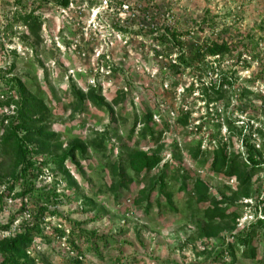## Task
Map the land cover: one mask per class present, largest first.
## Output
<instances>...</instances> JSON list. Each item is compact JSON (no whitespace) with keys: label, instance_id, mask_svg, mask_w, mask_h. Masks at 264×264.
<instances>
[{"label":"rangeland","instance_id":"rangeland-1","mask_svg":"<svg viewBox=\"0 0 264 264\" xmlns=\"http://www.w3.org/2000/svg\"><path fill=\"white\" fill-rule=\"evenodd\" d=\"M109 1L111 11L98 9L99 0H70L65 9L53 0H0V136L15 113V106L5 103L16 99L7 84L16 77L28 96L49 108L45 126L58 136L57 154L76 142L86 147L82 157L74 152L75 162L65 161L63 170L47 155L32 156L47 164L33 182L35 191L60 196L50 207L59 217L47 219L49 226L67 231L80 224V230L108 240L101 258L82 245L81 264H211L210 254L223 241L233 242L231 235L264 219V0ZM28 15L38 20V28L30 30L32 20L24 23ZM112 25L126 33L118 34ZM162 27L195 45L227 43L230 53L189 70L174 68L173 46L157 38ZM97 89L102 107L86 97ZM145 114L151 115L154 136L141 139ZM96 134H102L101 147H89ZM218 145L242 159L246 147L256 150L262 164L251 173L249 198H240L237 180L209 170ZM134 149L158 154L160 165L133 176L124 159ZM117 163L124 169L121 178L132 181L115 197ZM163 164L175 212L163 199L156 207L157 185L150 193ZM183 175L189 179L181 191ZM196 180L210 198L232 199L227 214H238L234 223L207 224L203 212L210 202H198ZM11 182L2 177L0 194ZM4 206L0 227L14 216L24 221L17 216L21 199L7 198ZM32 246L36 264H70L75 258L63 239L46 245L35 238ZM252 246L255 258L244 260L236 251L235 264H264L263 230Z\"/></svg>","mask_w":264,"mask_h":264},{"label":"trees","instance_id":"trees-1","mask_svg":"<svg viewBox=\"0 0 264 264\" xmlns=\"http://www.w3.org/2000/svg\"><path fill=\"white\" fill-rule=\"evenodd\" d=\"M62 9L69 6L70 0H53ZM31 21L30 30L38 28L35 18L28 15L24 23ZM204 22V20H203ZM113 29L118 34H125V30L120 27L112 25ZM159 34L157 38L160 43H167L173 46L174 60L172 67L179 68L183 71L192 69V67L199 66L207 58H222L230 53V47L227 43L210 42L204 45H195L188 40H181V35L166 27L157 29ZM33 34L35 32L33 31ZM7 84L11 88H15L16 99H11L5 105L12 104L15 106V113L10 118L8 126L4 129L0 136V181L5 175L6 178L12 180L11 184L7 186L6 190L0 194V211L4 210L5 200L7 198L21 199V210L17 216H22L23 211L28 209L29 219L27 221H19L15 228L14 234L10 236L0 237V264H36L39 261L38 256H30V249L35 240L38 238L43 244L49 245L54 241H61L62 239L68 242V247L71 252L75 253V258L70 264H81L83 254L80 247L85 245L88 252L93 253L97 258H101V249L106 247L108 240L104 236H97L96 232H87L80 230V224H74L70 230H60L59 228H51L49 222L46 221L52 217H59L56 210L50 211V207H56L57 201L60 198L55 191L43 194L35 191L34 180L41 175V169L45 168L47 164L36 162L32 156L47 155L50 158V163L56 165L59 170H63L64 162H75V154L77 152L81 157L86 153V147L79 143L70 145L64 151L57 154L58 136L49 131L45 123L50 117L49 108L43 101L35 96L27 95V91L19 78L12 77L7 80ZM217 93V92H216ZM76 97L78 94H75ZM88 101L95 107H102V100L99 98V89L88 92L86 96ZM81 100L82 98L79 97ZM114 104L116 102L114 101ZM146 123L137 134L139 138L145 139L147 136L153 138L154 133L149 126L151 123V115L145 114ZM135 129V122L130 130V135H133ZM102 134H96L95 138L89 142V147H101L98 143ZM98 151V148H97ZM256 150L249 146L245 149V157L242 159L240 155L227 154L223 146H215L210 153L211 160L209 170L217 175H223L228 179L234 178L238 181L240 187V198L247 199L250 196L248 189L251 180V173L255 171L260 162L255 157ZM198 150L193 154V159H196ZM121 157V156H120ZM127 169L135 177L157 168L161 163V158L158 154L148 155L146 152L134 149L125 153L124 159ZM117 176L120 178L117 186L114 188L116 196L118 192L125 190L131 183V179L121 178V172L124 170L122 164L117 163ZM78 166V165H76ZM165 169L166 164H163L159 171L158 179L153 183L150 189L153 191L157 185L158 198L155 200L156 207H161L160 199H163V205L168 211L175 212L172 205V193L168 190L165 183ZM189 179L186 175L182 176V183L180 190L186 189L185 181ZM194 193L198 196V202H210V208L203 212L204 219L207 224H213L216 221L229 220L234 223L238 214L231 212L227 214L230 206L234 205L232 199L220 200L212 199L207 194L206 189L201 185V181H193ZM19 187V192L14 193L15 187ZM149 195H144L146 211L149 210L151 204L149 202ZM27 198L32 204L31 210L27 208ZM32 198V200H31ZM26 208V209H25ZM17 221L14 216L6 225L0 227V230L9 232ZM48 227L49 232H45ZM258 230L264 231V219L259 218L255 222L250 223L246 230L235 235H231L229 243H221V248L210 254L209 259L211 264H224L225 259H229V264L236 263V251L240 252L242 259L253 260L256 256V249L252 246L253 239ZM2 233V234H3ZM1 234V235H2Z\"/></svg>","mask_w":264,"mask_h":264},{"label":"built area","instance_id":"built-area-1","mask_svg":"<svg viewBox=\"0 0 264 264\" xmlns=\"http://www.w3.org/2000/svg\"><path fill=\"white\" fill-rule=\"evenodd\" d=\"M69 6H71V2H69ZM122 9H127L125 6H119ZM98 9L101 10H109L111 11V4L109 0H99V5ZM23 220L27 221L29 219V214L28 212H23L22 213V218ZM19 223V220L16 221V225L13 226V228L9 232H4L1 236H10L14 234L15 228L17 227V224Z\"/></svg>","mask_w":264,"mask_h":264}]
</instances>
